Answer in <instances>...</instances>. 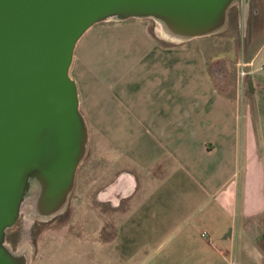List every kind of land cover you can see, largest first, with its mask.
<instances>
[{
    "label": "crops",
    "instance_id": "1",
    "mask_svg": "<svg viewBox=\"0 0 264 264\" xmlns=\"http://www.w3.org/2000/svg\"><path fill=\"white\" fill-rule=\"evenodd\" d=\"M259 13L243 4L240 48L233 41L220 55L219 32L171 43L150 18L81 36L69 70L79 108L98 151L118 162L93 200L117 221L103 240L111 216L85 210L87 246L56 264H264V107L252 101L256 90L264 100ZM228 57L235 75L244 71L241 91L220 90L209 72Z\"/></svg>",
    "mask_w": 264,
    "mask_h": 264
},
{
    "label": "water",
    "instance_id": "2",
    "mask_svg": "<svg viewBox=\"0 0 264 264\" xmlns=\"http://www.w3.org/2000/svg\"><path fill=\"white\" fill-rule=\"evenodd\" d=\"M248 0H0V264H30L6 231L27 203L34 219L66 208L88 151V127L70 75L94 24L151 18L181 41L221 31Z\"/></svg>",
    "mask_w": 264,
    "mask_h": 264
},
{
    "label": "rangeland",
    "instance_id": "3",
    "mask_svg": "<svg viewBox=\"0 0 264 264\" xmlns=\"http://www.w3.org/2000/svg\"><path fill=\"white\" fill-rule=\"evenodd\" d=\"M254 6L260 10L259 16L264 19V0H251L250 8ZM249 16H252V13ZM150 20L153 19L150 18ZM117 21L119 20H106L94 24L90 27L91 29L85 32L81 42L96 35L100 31V27L111 25ZM153 22L156 21L153 20ZM244 31L243 26H237L234 20L229 22L227 19L224 28L217 35L220 38L217 54H224L225 52L223 50L229 47V45H232L233 41H236V48L239 49V41ZM157 32L161 34L160 30ZM161 35L165 36L164 34ZM165 37L171 43L181 41L179 39ZM208 38L210 39V37ZM207 51L210 53L208 49ZM79 54V49H77L75 62L78 61ZM233 67L232 57H228L222 68L216 63H209V72L220 90H234L237 87L241 91V89L246 87L241 72L235 75ZM245 93L246 95L248 94L246 91ZM255 93V95H252V101L256 103V106L259 104L260 107H264V100L259 102L257 99V95L262 94L263 91L256 90ZM246 97L251 99V94ZM88 136V151L77 168L74 187L70 194L68 204L64 209L65 211L47 220L33 218L28 228L25 226L26 218L25 213L22 211L17 222L6 231V243L10 248L18 250L22 247V249L27 248L30 251V264H56L58 263L57 260L65 261L68 257L71 258L74 251H82V248L87 246L86 231L90 225V223H87V219L83 214L87 209L93 208L111 216L108 219L109 222L106 224L103 235H101V239L109 240L114 234L117 215H115L109 206L95 202L93 197L104 179H107L106 176L115 172L114 167L118 162L110 159L107 154L100 153L98 151L96 137L93 134L91 137L90 135ZM262 151L264 153V143ZM231 263L236 264L235 261Z\"/></svg>",
    "mask_w": 264,
    "mask_h": 264
},
{
    "label": "flooded vegetation",
    "instance_id": "4",
    "mask_svg": "<svg viewBox=\"0 0 264 264\" xmlns=\"http://www.w3.org/2000/svg\"><path fill=\"white\" fill-rule=\"evenodd\" d=\"M250 3H251V0H248V3H247V6L249 7L250 6ZM243 4L239 7L238 5H232L229 10H228V17L227 19L229 20V22H231L232 20H234V18L236 16L239 15V10L243 7Z\"/></svg>",
    "mask_w": 264,
    "mask_h": 264
},
{
    "label": "bare ground",
    "instance_id": "5",
    "mask_svg": "<svg viewBox=\"0 0 264 264\" xmlns=\"http://www.w3.org/2000/svg\"><path fill=\"white\" fill-rule=\"evenodd\" d=\"M159 26V25H158ZM160 32L163 33V31L161 30V27L159 26ZM28 207H27V203L25 204V206L22 207V211L25 213V226L28 228L32 221H33V214H30V212L28 211ZM25 248V247H24ZM22 249V247H21ZM19 249V250H21Z\"/></svg>",
    "mask_w": 264,
    "mask_h": 264
},
{
    "label": "built area",
    "instance_id": "6",
    "mask_svg": "<svg viewBox=\"0 0 264 264\" xmlns=\"http://www.w3.org/2000/svg\"><path fill=\"white\" fill-rule=\"evenodd\" d=\"M240 72H241V76H243V75H244V71H243V70H241ZM202 235H203V236H205V235H206V232H205V231H203V232H202Z\"/></svg>",
    "mask_w": 264,
    "mask_h": 264
}]
</instances>
